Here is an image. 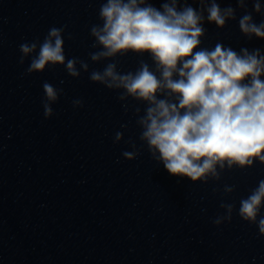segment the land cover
<instances>
[{
    "label": "water",
    "instance_id": "obj_1",
    "mask_svg": "<svg viewBox=\"0 0 264 264\" xmlns=\"http://www.w3.org/2000/svg\"><path fill=\"white\" fill-rule=\"evenodd\" d=\"M100 2L0 0V264H264L256 225L235 211L230 223H212L223 213L222 200L239 208L264 179V165L225 171L220 181L205 184L171 175L146 147L126 160L129 138L140 146L133 113L139 106L143 114L144 105L130 100L126 112L117 92L92 83L88 73L72 78L61 65L25 74L31 57L19 64V45L43 41L53 26H66V58L103 70L108 61L93 64L88 55L96 50L89 28L99 23ZM153 2L159 7L160 0ZM218 2L237 7L235 0ZM205 27L203 47L220 41L236 51H264V40L249 41L236 21L224 29ZM117 59L122 72L135 71L140 59L151 64L147 55ZM45 82L63 89L49 119ZM75 99L84 106L74 108ZM117 131L124 132L118 144ZM225 184L236 186L230 196Z\"/></svg>",
    "mask_w": 264,
    "mask_h": 264
},
{
    "label": "clouds",
    "instance_id": "obj_2",
    "mask_svg": "<svg viewBox=\"0 0 264 264\" xmlns=\"http://www.w3.org/2000/svg\"><path fill=\"white\" fill-rule=\"evenodd\" d=\"M235 4L222 8L218 0H160L157 7L153 0H101L99 23L89 28L96 50L88 55L93 64L108 61L103 70H90L89 63L77 57L66 58V26L51 27L43 41L21 43L18 62L23 65L31 57L27 75L43 73L49 65L64 66L72 78L88 73L92 83L118 93L126 112L130 100L144 105L143 114L139 106L133 113L140 146L129 138L132 151L122 153L126 160H135L146 147L173 176L192 183L218 182L225 171L264 165V51H236L220 41L212 48L202 46L206 23L224 29L236 21L249 41L264 40V19H254V14L264 17L261 0ZM238 9L243 13L239 17ZM129 53L147 55L151 64L140 59L135 71H119L117 58ZM42 87L44 117L49 119L63 89L48 82ZM72 104L82 108L84 101ZM123 140L124 132L117 131L113 142ZM235 190V185L223 187L225 196ZM220 208L223 213L212 220L216 227L230 223L235 211L264 237V179L239 200L238 209L223 200Z\"/></svg>",
    "mask_w": 264,
    "mask_h": 264
}]
</instances>
